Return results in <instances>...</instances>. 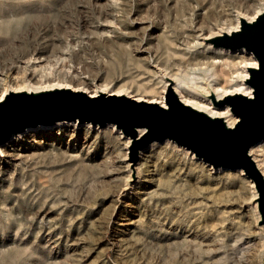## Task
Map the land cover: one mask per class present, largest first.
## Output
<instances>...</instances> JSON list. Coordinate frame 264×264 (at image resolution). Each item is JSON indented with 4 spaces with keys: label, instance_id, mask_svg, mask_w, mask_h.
Wrapping results in <instances>:
<instances>
[{
    "label": "rangeland",
    "instance_id": "374dc122",
    "mask_svg": "<svg viewBox=\"0 0 264 264\" xmlns=\"http://www.w3.org/2000/svg\"><path fill=\"white\" fill-rule=\"evenodd\" d=\"M263 6L0 0V95L60 83L165 101L161 84L187 72L190 54L229 87L230 72L254 57L209 39ZM186 41L198 43L195 52ZM113 125L65 121L0 143V264H264L257 190L244 173L213 168L174 140L140 147L134 159L130 135ZM259 148L264 139L250 154Z\"/></svg>",
    "mask_w": 264,
    "mask_h": 264
},
{
    "label": "water",
    "instance_id": "95a60500",
    "mask_svg": "<svg viewBox=\"0 0 264 264\" xmlns=\"http://www.w3.org/2000/svg\"><path fill=\"white\" fill-rule=\"evenodd\" d=\"M239 25L237 30L209 39L216 48L245 49L257 60L255 67L248 68L245 80L252 89V97L236 92L214 102L219 107L228 106L237 116L233 127L226 126L221 118L184 105L171 88L166 90L164 108L124 94L89 96L57 87L36 93L9 91L0 101V143L26 127L58 121L92 123L102 128L114 124L133 138L134 159L140 147L174 140L213 168L241 169L257 190L260 219L264 223V176L248 154L253 144L264 139V10L250 21L241 16ZM139 127L145 131L135 138Z\"/></svg>",
    "mask_w": 264,
    "mask_h": 264
},
{
    "label": "bare ground",
    "instance_id": "6f19581e",
    "mask_svg": "<svg viewBox=\"0 0 264 264\" xmlns=\"http://www.w3.org/2000/svg\"><path fill=\"white\" fill-rule=\"evenodd\" d=\"M263 10H264V6H263L262 10H259V12L255 11L256 12L255 14L251 15L250 17H246V19L248 21L253 20L259 13L263 12ZM241 16H244V15H241ZM240 17H238V19H236L237 22H236L234 28L232 30L226 31V33H230V32H232L234 30H237L239 28V26H240L239 25V18ZM244 18H245V16H244ZM206 38H208V36ZM197 44L198 43H194V42L191 44V43L186 41V43L184 45H185L186 49L188 48V50H187L188 52L192 51L191 53H193V52L196 51L195 49L197 47ZM200 44H202V43H200ZM181 45L179 44L177 46H173V50L174 49L177 50V51L182 50L183 47L181 48L180 47ZM218 48L226 50V51H229L228 49H225V48H222V47H217V49ZM240 50H242V49H240ZM197 55L198 54H196V56ZM186 59H187L186 62L188 64L187 72L183 71L184 73H182V74L180 72V73L174 74V75H170L169 74L168 75L169 77L168 78L166 77L167 79H165L164 82L162 80V82H163V84H161V86H162L161 88L163 89L162 91L165 92V90H167L168 88H171L172 91L177 94L179 100L184 105H186V106L189 105L190 107H193V108H195L198 111L205 112L206 114H208L211 117L221 118L223 120V122L226 124V126L233 127L237 123L236 122L237 121V116H234L232 114V112L230 111L228 106H226V105H223V106H220V107L217 106L218 107L217 108V107L214 106V102L219 100L221 97H223L226 94H234L236 92H240V93L245 94V95H247L249 97H252V89L245 83V80L249 76L248 68H250L251 66L255 67L257 65L256 58L254 57V59H251V60H248V61L244 60V63L240 64V67H242V68H240L241 70H236V72L234 71L235 74H234V72L233 73L230 72V74H233V75H229L231 77L228 79V81L230 79L232 81V84L229 87H224L222 85H217L216 84L217 80H218L216 75H218V74L214 70L215 69L214 67L213 68H211V67L209 68V66H202L201 64H204V63L200 64L197 60H195L196 58L194 59V56H191V54ZM182 61L183 60H181V62ZM241 61H242V59H241ZM226 65L228 66V64H226ZM177 69L179 70V67ZM220 72L223 73V74L225 73L224 70H221ZM198 80H200L203 83H198ZM41 84H42V82H41ZM53 84H48L46 86H41V88L40 87L39 88H29V87L27 88L26 87L25 89H22L23 87L20 86L21 88L18 87V88H20V89H18V88H15V87L14 88L10 87V88H8L6 90L4 89L5 91L1 95L2 96L5 95L8 91H14V92H18V91H24L25 92V91H27V92L36 93V92H39L41 90H49V89H55L57 87L58 88L62 87V88H69L72 91L74 90V91H80V92L88 93L89 96H97V95H100V94L120 96V95L124 94L126 96H129V97L133 98L136 101L142 100V101H146V102H150V103H155L156 102V103H158L160 106H162L164 108L167 107L164 100H159V99H156V98L155 99H153V98L149 99V98H145V97H141V96H132V95H130L128 93L121 92L120 90L119 91L118 90L115 91V90H111V89L104 90L105 88L102 89V90H98V89L95 88V89H93L92 91L89 92V91L86 90V87L84 89V87L80 86V85H69V84L66 85V84H60V83H58L57 85H53ZM180 84H183L185 87H188L187 89L183 88V90H186V91L188 90L189 91L191 89L194 92V95L190 94L191 96L189 95L187 97H183V95H181V92L179 90V88H181ZM30 86L32 87V85H30ZM36 86L38 87V85H36ZM60 122H65V121H58L56 124H58ZM43 125L44 124L37 125L36 127H42ZM111 125H113V124H111ZM30 128H32V127H26V130L30 129ZM144 131H145L144 127H139L137 129V131H136L137 133H136V137L135 138H139L140 135ZM132 140H133V138L131 136L126 137V140H125L126 142L125 143H126L127 147H128V145L130 144V142ZM165 140H167V139H165ZM252 148H253V146L249 148L248 154H250ZM1 154H3V152H2V150L0 148V155ZM251 156H252L253 161H255V164H256L257 168L262 172V174L264 176V152L259 148V150L257 152H255L254 157H253V155H251ZM139 170L140 169H139L137 164L134 165V163L130 162V164H129V172L138 173ZM239 171H241L243 173V171L241 169H239ZM129 172H128V174H129ZM250 184H251L250 185L251 187L255 188L253 183H252V181H251ZM256 197H257V191H255V193H254V199ZM255 203H256V201H255ZM255 206L257 207V203L255 204ZM257 217L259 218V214L257 215Z\"/></svg>",
    "mask_w": 264,
    "mask_h": 264
},
{
    "label": "snow or ice",
    "instance_id": "6c2138e0",
    "mask_svg": "<svg viewBox=\"0 0 264 264\" xmlns=\"http://www.w3.org/2000/svg\"><path fill=\"white\" fill-rule=\"evenodd\" d=\"M3 98V96L2 95H0V99H2Z\"/></svg>",
    "mask_w": 264,
    "mask_h": 264
}]
</instances>
